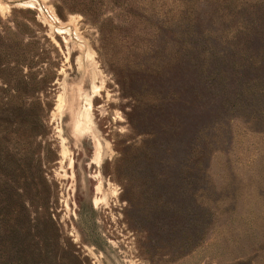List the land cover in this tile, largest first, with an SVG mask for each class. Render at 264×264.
I'll list each match as a JSON object with an SVG mask.
<instances>
[{
  "label": "rangeland",
  "instance_id": "1",
  "mask_svg": "<svg viewBox=\"0 0 264 264\" xmlns=\"http://www.w3.org/2000/svg\"><path fill=\"white\" fill-rule=\"evenodd\" d=\"M60 1L0 0L50 103L0 264H264V0Z\"/></svg>",
  "mask_w": 264,
  "mask_h": 264
},
{
  "label": "trees",
  "instance_id": "2",
  "mask_svg": "<svg viewBox=\"0 0 264 264\" xmlns=\"http://www.w3.org/2000/svg\"><path fill=\"white\" fill-rule=\"evenodd\" d=\"M87 5L77 1L61 0L54 4V9L60 18H64V14L68 12H81L78 6L88 7ZM31 49L28 51L22 46L20 50L13 52H0V56L4 57L13 55L17 66V68L15 66L16 78H14L16 81L14 86L9 87L7 80L1 77L5 74L7 66L1 65L3 68L0 69V77L4 85L2 89L15 94L21 92V95L12 93L10 98L4 96L0 99V197L12 188L22 189V184L27 178L33 179L34 170L42 176L41 152L43 153L44 150L45 155L50 152L49 147H44L41 140L46 134L45 119L50 103L39 96L45 90L43 88L45 80L38 65L41 63L40 54L36 53L34 58L37 48L31 47ZM30 51H33L32 57H26ZM23 67L26 68L24 72ZM1 207L0 200V212Z\"/></svg>",
  "mask_w": 264,
  "mask_h": 264
}]
</instances>
